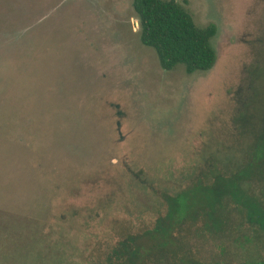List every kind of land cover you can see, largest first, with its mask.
I'll return each mask as SVG.
<instances>
[{"label": "rangeland", "instance_id": "374dc122", "mask_svg": "<svg viewBox=\"0 0 264 264\" xmlns=\"http://www.w3.org/2000/svg\"><path fill=\"white\" fill-rule=\"evenodd\" d=\"M174 1L216 27L210 70H163L132 0H0V264H98L180 190L182 233L210 222L192 181L240 156L260 90L264 115V0ZM183 236L197 264L260 258Z\"/></svg>", "mask_w": 264, "mask_h": 264}, {"label": "trees", "instance_id": "16d2710c", "mask_svg": "<svg viewBox=\"0 0 264 264\" xmlns=\"http://www.w3.org/2000/svg\"><path fill=\"white\" fill-rule=\"evenodd\" d=\"M132 9L138 19L141 44L154 50L163 70L183 66L191 75L214 66V25L196 27L191 15L174 0H132ZM260 91L251 104L252 114L247 106L237 118L239 135L249 141L238 146L240 156L223 166L210 164L207 173L192 181L198 183L195 195H204L209 203L206 209H200L210 222H203L196 232L182 233L190 192L180 190L174 197H166L167 213L153 228L118 241L98 264H197L183 253L188 247L183 235L188 233L205 237L198 241L202 248L203 240L210 237L213 250L221 254L228 247L255 250L260 258L243 264H264V115L257 117L255 112ZM200 209H195L192 220L200 216ZM159 238L166 242L162 244ZM221 254H212V260L220 259Z\"/></svg>", "mask_w": 264, "mask_h": 264}]
</instances>
